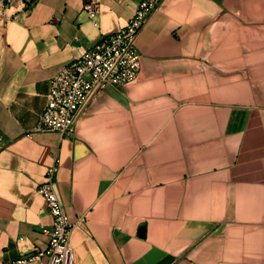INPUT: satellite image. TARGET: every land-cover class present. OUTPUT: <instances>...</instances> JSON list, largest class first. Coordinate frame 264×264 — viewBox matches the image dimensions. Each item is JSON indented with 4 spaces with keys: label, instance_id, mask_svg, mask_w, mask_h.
Wrapping results in <instances>:
<instances>
[{
    "label": "crops",
    "instance_id": "0c3cea01",
    "mask_svg": "<svg viewBox=\"0 0 264 264\" xmlns=\"http://www.w3.org/2000/svg\"><path fill=\"white\" fill-rule=\"evenodd\" d=\"M95 1L92 22L85 0H0V264L46 248L55 160L71 264H264V0H162L137 78L72 137L36 132L48 82L143 0Z\"/></svg>",
    "mask_w": 264,
    "mask_h": 264
},
{
    "label": "built area",
    "instance_id": "2783aa9c",
    "mask_svg": "<svg viewBox=\"0 0 264 264\" xmlns=\"http://www.w3.org/2000/svg\"><path fill=\"white\" fill-rule=\"evenodd\" d=\"M29 0H27L28 2ZM162 0H143L138 4L127 24L117 33L108 35L75 58L48 82L46 102L35 128L39 133H56L61 138L72 137L75 122L86 103L106 88H122L132 83L140 69V55L135 42L138 33L157 10ZM83 10L94 22L98 13L95 0H85ZM56 160L49 167L36 193L45 202L51 217L46 248L33 252L16 264L29 261L44 264H71L70 236L76 224L64 214L63 206L55 191Z\"/></svg>",
    "mask_w": 264,
    "mask_h": 264
},
{
    "label": "trees",
    "instance_id": "16d2710c",
    "mask_svg": "<svg viewBox=\"0 0 264 264\" xmlns=\"http://www.w3.org/2000/svg\"><path fill=\"white\" fill-rule=\"evenodd\" d=\"M34 0H29L27 4H31Z\"/></svg>",
    "mask_w": 264,
    "mask_h": 264
}]
</instances>
